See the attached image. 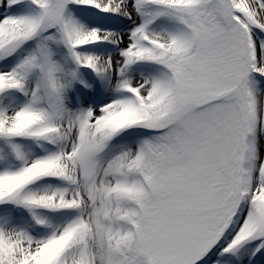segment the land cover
<instances>
[{
    "label": "snow or ice",
    "instance_id": "snow-or-ice-1",
    "mask_svg": "<svg viewBox=\"0 0 264 264\" xmlns=\"http://www.w3.org/2000/svg\"><path fill=\"white\" fill-rule=\"evenodd\" d=\"M0 264H264V0H0Z\"/></svg>",
    "mask_w": 264,
    "mask_h": 264
}]
</instances>
